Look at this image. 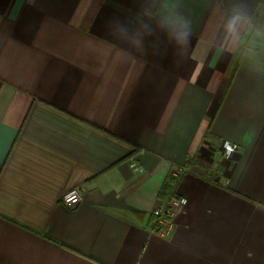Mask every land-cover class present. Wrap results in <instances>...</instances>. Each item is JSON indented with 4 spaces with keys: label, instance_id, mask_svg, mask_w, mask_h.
Here are the masks:
<instances>
[{
    "label": "crops",
    "instance_id": "1",
    "mask_svg": "<svg viewBox=\"0 0 264 264\" xmlns=\"http://www.w3.org/2000/svg\"><path fill=\"white\" fill-rule=\"evenodd\" d=\"M0 264H264V0H0Z\"/></svg>",
    "mask_w": 264,
    "mask_h": 264
},
{
    "label": "built area",
    "instance_id": "2",
    "mask_svg": "<svg viewBox=\"0 0 264 264\" xmlns=\"http://www.w3.org/2000/svg\"><path fill=\"white\" fill-rule=\"evenodd\" d=\"M235 147L236 151L238 150V146L235 144H229L227 142H223L221 144V151L225 156V152L229 147ZM234 151L233 154L236 152ZM232 154V155H233ZM130 169L133 172L142 173L143 168L137 162L132 161L129 164ZM177 173L174 176L177 177ZM82 200V192L79 188H74L66 193H64L61 197V203L67 209L76 208ZM187 204V200L184 197L178 195L175 191H172L167 197L166 201L157 206L152 211L153 217V231L161 237H166L167 234L172 229L175 218L182 212L184 207Z\"/></svg>",
    "mask_w": 264,
    "mask_h": 264
},
{
    "label": "trees",
    "instance_id": "3",
    "mask_svg": "<svg viewBox=\"0 0 264 264\" xmlns=\"http://www.w3.org/2000/svg\"><path fill=\"white\" fill-rule=\"evenodd\" d=\"M209 126H210V123H209ZM175 182H176V180L173 177H168V179H166L164 181V183L162 184L161 189L158 193V197L160 200L164 201L168 197V195L171 192L172 187L174 186Z\"/></svg>",
    "mask_w": 264,
    "mask_h": 264
},
{
    "label": "clouds",
    "instance_id": "4",
    "mask_svg": "<svg viewBox=\"0 0 264 264\" xmlns=\"http://www.w3.org/2000/svg\"><path fill=\"white\" fill-rule=\"evenodd\" d=\"M230 144V142H228ZM236 151L235 147H229L228 150L225 152V159H231L233 152Z\"/></svg>",
    "mask_w": 264,
    "mask_h": 264
}]
</instances>
